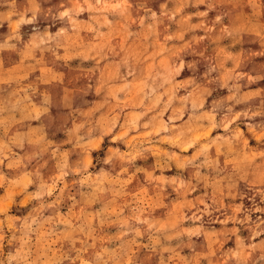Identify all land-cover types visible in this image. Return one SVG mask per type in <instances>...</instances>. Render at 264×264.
Listing matches in <instances>:
<instances>
[{
    "label": "rangeland",
    "instance_id": "rangeland-1",
    "mask_svg": "<svg viewBox=\"0 0 264 264\" xmlns=\"http://www.w3.org/2000/svg\"><path fill=\"white\" fill-rule=\"evenodd\" d=\"M0 264H264V0H0Z\"/></svg>",
    "mask_w": 264,
    "mask_h": 264
}]
</instances>
